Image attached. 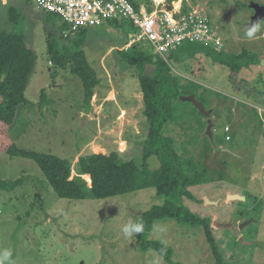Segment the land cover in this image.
Wrapping results in <instances>:
<instances>
[{"label": "rangeland", "instance_id": "rangeland-1", "mask_svg": "<svg viewBox=\"0 0 264 264\" xmlns=\"http://www.w3.org/2000/svg\"><path fill=\"white\" fill-rule=\"evenodd\" d=\"M196 1L218 27L227 52L238 54L245 49L264 58V19L252 38L246 35L251 14L248 3L264 0ZM16 3L29 6L23 18L9 19L8 10L0 5V29L22 33L34 59L25 91L29 103L18 107L11 125L0 121V178L23 180L15 190L0 189V250H11L12 264H168L157 254L141 252L133 238L121 231L129 219L136 220L161 204L154 188L103 200L62 199L33 160L7 153L14 145L68 159L72 177L77 174L78 157L90 152L116 150L124 159L140 163L148 126L139 69L118 54L136 28L128 21L85 28L86 42L81 48L100 79L87 109L80 78L69 66L49 62L47 51L49 36L63 46L69 42L64 33L72 38L76 34L62 20H48L44 12L38 13L33 1ZM213 49L217 53L208 55ZM224 52L210 44L184 41L176 52L177 60L170 61L174 71L204 85L214 123L212 138L205 126L195 147L188 146L211 181L193 186L197 201L186 199L185 203L211 218L225 264H264V117L255 107L263 108L264 102L253 97L255 90H264V66L259 61L234 74L215 62L214 57L223 58ZM187 53L203 58L185 60ZM184 63L190 72L183 71ZM169 128L168 134L178 145L187 139L180 127ZM158 167V159L151 157L149 168ZM150 238L170 245L182 264H214L199 230L183 233L175 222L164 220L156 223Z\"/></svg>", "mask_w": 264, "mask_h": 264}, {"label": "trees", "instance_id": "trees-1", "mask_svg": "<svg viewBox=\"0 0 264 264\" xmlns=\"http://www.w3.org/2000/svg\"><path fill=\"white\" fill-rule=\"evenodd\" d=\"M138 6V0H131ZM192 3H197L192 0ZM25 4H11L7 7L9 19L20 15L23 18ZM188 4L184 1L183 9ZM45 14L50 20L58 18L51 13ZM118 25V21H107ZM69 30V27L66 25ZM70 31V30H69ZM71 32V31H70ZM73 38L67 34L68 45L59 46L50 36L47 39L49 62L59 67H70L83 85L84 104L91 107V100L100 79L92 67L81 46L86 42L85 28L77 32ZM64 37V36H63ZM176 49L166 55L154 54L149 47L139 42L128 48L118 50L120 57L139 69L137 79L142 92L144 117L147 122L145 143L142 145L140 163L133 159H124L116 150L109 153L90 152L78 157L77 174L72 177V164L68 159L49 153L26 151L11 145L7 149L10 156H19L33 160L49 184L55 195L68 200H103L133 193L147 188H154L161 204L153 205L144 211L136 220L142 221L144 230L132 238L137 248L143 252H152L162 257L168 264H182L174 254L172 247L159 239L150 238L155 225L159 221L171 220L183 233L190 230L202 232L208 245L214 264H225L222 253L215 241L212 220L192 211L185 200L197 201L191 188L211 181L206 169L198 163L189 145L198 143L199 132L207 126L205 115L189 101H181V94L194 93L203 102L205 109L210 95L204 85L176 72L170 65L171 60H177ZM223 58L214 57L215 62L226 66L232 73H238L242 68H250L259 64L260 58L243 49L238 54H232L225 49ZM220 51V52H222ZM212 52V53H211ZM217 53L214 49L208 55ZM203 57L184 55V59L200 60ZM33 53L26 45L25 36L20 33L6 32L0 29V121L11 125L17 115V109L22 104H28L25 96L33 70ZM184 72H190L187 63L182 64ZM182 71V72H183ZM247 91H245L246 93ZM217 93V92H216ZM250 95L249 93H247ZM264 90H255L253 97L263 101ZM42 103L46 102V91H41ZM256 101V100H255ZM262 125V123L260 122ZM169 125H176L188 136L180 145L169 135ZM155 156L159 167L149 168V159ZM90 180V184L88 180ZM22 179L4 180L0 178V189L12 191L22 184ZM244 264V263H240Z\"/></svg>", "mask_w": 264, "mask_h": 264}, {"label": "built area", "instance_id": "built-area-1", "mask_svg": "<svg viewBox=\"0 0 264 264\" xmlns=\"http://www.w3.org/2000/svg\"><path fill=\"white\" fill-rule=\"evenodd\" d=\"M39 12L60 18L71 32L107 21H128L136 32L125 42V48L139 42L152 53L166 55L184 41L212 45L225 49L223 38L209 17L198 5L185 0H144L136 6L131 0H31ZM63 36H67L64 33ZM260 104H263L260 103ZM264 117V107L255 106Z\"/></svg>", "mask_w": 264, "mask_h": 264}, {"label": "water", "instance_id": "water-1", "mask_svg": "<svg viewBox=\"0 0 264 264\" xmlns=\"http://www.w3.org/2000/svg\"><path fill=\"white\" fill-rule=\"evenodd\" d=\"M250 6L254 9V14L251 17L250 21L247 22L246 27L251 28L255 25H259L261 20L264 18V4H260L258 2H251ZM261 65L264 66V58L260 60ZM181 101L189 100L198 110L201 114L207 116V126H206V134L212 138L213 132L212 127L214 125L211 118H209L210 112L205 109V106L203 102L198 100L194 93L191 94H181L178 97ZM262 136L264 137V130L262 132ZM217 156V153L215 154V158ZM217 224V223H215ZM218 225V224H217Z\"/></svg>", "mask_w": 264, "mask_h": 264}, {"label": "clouds", "instance_id": "clouds-1", "mask_svg": "<svg viewBox=\"0 0 264 264\" xmlns=\"http://www.w3.org/2000/svg\"><path fill=\"white\" fill-rule=\"evenodd\" d=\"M259 26L255 25L251 27L246 35L248 38H252L254 33L257 31ZM144 230V225L142 221L129 219L123 224L121 231L126 238H131L134 235L142 233ZM12 252L9 249L0 250V264H12L11 261Z\"/></svg>", "mask_w": 264, "mask_h": 264}, {"label": "crops", "instance_id": "crops-1", "mask_svg": "<svg viewBox=\"0 0 264 264\" xmlns=\"http://www.w3.org/2000/svg\"><path fill=\"white\" fill-rule=\"evenodd\" d=\"M17 2V0H0V5H1V8H3V9H7V7L9 6V5H11L12 3L13 4H18V5H21L22 3H16ZM12 4V5H13ZM29 6H27V7H25L24 8V10H27V8H28ZM38 13H39V11H37ZM32 15L33 16H35V12L34 13H32Z\"/></svg>", "mask_w": 264, "mask_h": 264}, {"label": "flooded vegetation", "instance_id": "flooded-vegetation-1", "mask_svg": "<svg viewBox=\"0 0 264 264\" xmlns=\"http://www.w3.org/2000/svg\"><path fill=\"white\" fill-rule=\"evenodd\" d=\"M251 2H255V1H250L249 3H248V7H250V9H251V14H250V17H249V21H250V19H251V17L253 16V14H254V9L250 6V3ZM259 3V2H258ZM260 4H264V2H262V3H260ZM264 19V18H263ZM262 19V20H263ZM234 74H236V73H234ZM206 110H208L209 112H211V109H210V107H208V108H206Z\"/></svg>", "mask_w": 264, "mask_h": 264}, {"label": "bare ground", "instance_id": "bare-ground-1", "mask_svg": "<svg viewBox=\"0 0 264 264\" xmlns=\"http://www.w3.org/2000/svg\"><path fill=\"white\" fill-rule=\"evenodd\" d=\"M159 0H154V2H158Z\"/></svg>", "mask_w": 264, "mask_h": 264}]
</instances>
